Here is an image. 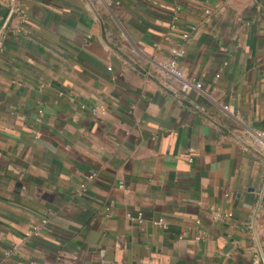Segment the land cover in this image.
Instances as JSON below:
<instances>
[{"label":"crops","instance_id":"obj_1","mask_svg":"<svg viewBox=\"0 0 264 264\" xmlns=\"http://www.w3.org/2000/svg\"><path fill=\"white\" fill-rule=\"evenodd\" d=\"M16 2L0 264H264V0Z\"/></svg>","mask_w":264,"mask_h":264},{"label":"built area","instance_id":"obj_2","mask_svg":"<svg viewBox=\"0 0 264 264\" xmlns=\"http://www.w3.org/2000/svg\"><path fill=\"white\" fill-rule=\"evenodd\" d=\"M9 1V7L12 10V12H16L18 13V15L21 17V19H26L27 18V14L25 12V10L16 2V0H8ZM179 7H176V9H178ZM206 12H208L206 10ZM189 30H194V26H191L189 28ZM189 30L183 31L181 36L184 40H186L189 36ZM2 34V30L0 31V36ZM1 43V40H0ZM185 53L184 47L183 46H179V47H174L170 50V58L168 60H166L165 62H162L159 64V67L166 72L168 75L179 78V79H183L184 78V74L183 72L180 70L179 66H178V62H179V58L182 57ZM194 86L196 88H200L201 84L199 82H195ZM191 84L189 82H185L183 85V90L184 92H188V90L190 89ZM40 112V111H39ZM256 141L258 142V144L261 146V151L264 152V131L262 130H258L256 131ZM95 173H90L87 175L88 179H92L95 177ZM84 187V184L81 185V189ZM131 218V217H130ZM138 221H140L142 219V215L141 213H137L136 217H135ZM213 218L214 219H222L223 217L221 216V214L214 210L213 211ZM160 219L157 220L158 223H160ZM46 220H43L42 223H45ZM40 227H35L34 229L30 230L29 232L26 233V236L28 235H35L38 234ZM258 262V257L254 258V263Z\"/></svg>","mask_w":264,"mask_h":264}]
</instances>
